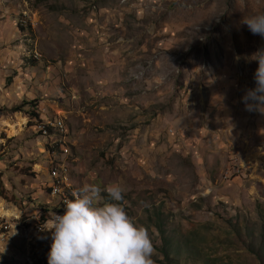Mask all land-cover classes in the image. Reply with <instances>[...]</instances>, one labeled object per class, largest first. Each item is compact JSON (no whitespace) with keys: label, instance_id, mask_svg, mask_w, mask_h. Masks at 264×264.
<instances>
[{"label":"rangeland","instance_id":"obj_1","mask_svg":"<svg viewBox=\"0 0 264 264\" xmlns=\"http://www.w3.org/2000/svg\"><path fill=\"white\" fill-rule=\"evenodd\" d=\"M259 11L264 0H0V200L20 212L0 216V264H47L51 237L33 224L65 178L75 191L119 182L156 264H264V116L241 101L263 46L241 20ZM33 100L39 119L9 111Z\"/></svg>","mask_w":264,"mask_h":264},{"label":"clouds","instance_id":"obj_2","mask_svg":"<svg viewBox=\"0 0 264 264\" xmlns=\"http://www.w3.org/2000/svg\"><path fill=\"white\" fill-rule=\"evenodd\" d=\"M241 23L264 39V11L243 16ZM246 59L257 67L254 86L245 90L241 101L246 111L264 116V46ZM125 191L119 182L84 184L65 202L62 213L45 219L40 231L51 235L47 264H156L154 234L125 211ZM8 236L0 240V253L6 251Z\"/></svg>","mask_w":264,"mask_h":264},{"label":"bare ground","instance_id":"obj_3","mask_svg":"<svg viewBox=\"0 0 264 264\" xmlns=\"http://www.w3.org/2000/svg\"><path fill=\"white\" fill-rule=\"evenodd\" d=\"M262 45L264 46V39H262ZM23 122H26V119H23ZM57 126L58 127H54V128H63V124H61V122H59V124ZM50 129H51L50 126L43 125L42 126L43 134L45 136H50V133H52L51 134V137L54 136V132H55L54 129L52 128L51 129V132H50ZM41 134H42V132H41ZM45 138H48V137H45ZM50 192H52L51 194L53 196L60 198V203L56 206V210H55V213L60 214V213L63 212V209L65 207V202L67 200L73 198V193L75 192V190L72 189V186L69 183V178H65V179H62V180L57 181L55 183V186L53 188H51ZM19 213L20 212L18 211L17 208H15L14 206L13 207H10V206H8L5 203V201L0 200V216H2V217H8V218L18 217L20 215ZM45 233H43V234H45ZM47 234H49V233H47ZM49 236H50V234H49Z\"/></svg>","mask_w":264,"mask_h":264},{"label":"trees","instance_id":"obj_4","mask_svg":"<svg viewBox=\"0 0 264 264\" xmlns=\"http://www.w3.org/2000/svg\"><path fill=\"white\" fill-rule=\"evenodd\" d=\"M33 101L23 102L22 104L15 105L14 107L10 108L9 111H11V112H25V110H24L25 105H31L32 109L28 110L29 115L31 116V118L39 119V114L36 112V102H35V100H33ZM0 110H7V108L0 109ZM40 121H41V119H40ZM44 220L45 219H43V218L41 219V221H44ZM160 230H161L162 239L164 241V245L162 248H160V252L163 254L164 260L169 262L170 261V251H171L170 240H168V238H166L165 231L162 228H160Z\"/></svg>","mask_w":264,"mask_h":264},{"label":"crops","instance_id":"obj_5","mask_svg":"<svg viewBox=\"0 0 264 264\" xmlns=\"http://www.w3.org/2000/svg\"><path fill=\"white\" fill-rule=\"evenodd\" d=\"M51 214H52V213H51ZM31 231H33V230H31ZM33 232H35V231H33ZM35 233H37V232H35ZM37 234H38V235H41V234H39V233H37ZM45 234H47V233H45ZM49 234H50V233H49ZM49 234H48V235H49ZM50 236H51V235H50ZM44 238L47 239L49 242H51V238H49L47 235H45ZM26 239L29 240L30 237H26ZM26 243H27V242H26ZM28 244H32V243H31L30 241H28ZM6 253L8 254L9 251L7 250ZM10 254H11V253H10ZM11 256H13V255L11 254ZM5 259H7L6 256H5ZM14 259H15V258H12V259L10 260L11 263H13V260H14ZM21 261H22V263H24V259L21 258ZM5 264H6V263H5Z\"/></svg>","mask_w":264,"mask_h":264},{"label":"built area","instance_id":"obj_6","mask_svg":"<svg viewBox=\"0 0 264 264\" xmlns=\"http://www.w3.org/2000/svg\"><path fill=\"white\" fill-rule=\"evenodd\" d=\"M41 223H43V221L39 220L38 223H35V224H33V225H36V226L40 227V224H41Z\"/></svg>","mask_w":264,"mask_h":264}]
</instances>
